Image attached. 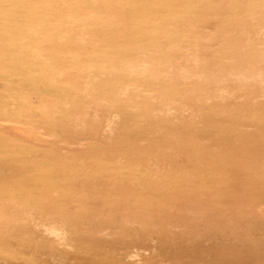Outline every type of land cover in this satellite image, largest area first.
Returning a JSON list of instances; mask_svg holds the SVG:
<instances>
[{"label": "rangeland", "instance_id": "rangeland-1", "mask_svg": "<svg viewBox=\"0 0 264 264\" xmlns=\"http://www.w3.org/2000/svg\"><path fill=\"white\" fill-rule=\"evenodd\" d=\"M0 264H264V0H0Z\"/></svg>", "mask_w": 264, "mask_h": 264}]
</instances>
